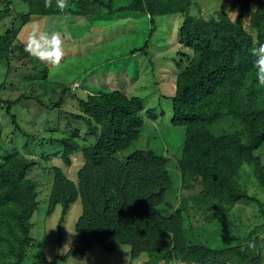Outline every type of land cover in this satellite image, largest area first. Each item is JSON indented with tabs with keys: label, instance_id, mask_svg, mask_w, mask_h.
<instances>
[{
	"label": "rangeland",
	"instance_id": "obj_1",
	"mask_svg": "<svg viewBox=\"0 0 264 264\" xmlns=\"http://www.w3.org/2000/svg\"><path fill=\"white\" fill-rule=\"evenodd\" d=\"M107 1L116 13L94 23L87 18L77 19L76 13L69 17L32 16L26 22L23 13L29 9L27 3L11 0L9 10L0 7V35L12 41L3 47L7 57H0V95L5 100L26 97L12 108L21 130L14 127L6 105L0 103V142L28 159L27 179L34 182L37 191L38 203L30 217V241L24 264H147L152 255L159 257V264H264V184L252 163L239 167L235 178L260 204L204 203L194 198L197 193L193 189L185 196L191 193L193 197L185 203L182 201L184 181L179 161L187 136L186 126L172 122L171 102L164 95L174 94L173 59L182 47L178 32L183 15L156 16L152 23L149 12H129L134 0ZM149 1L158 6L157 0ZM194 1L192 11L198 12L202 7V14L207 16L227 9L232 2ZM237 13L238 8L229 10L232 19ZM34 30L37 34L60 35L64 55L58 64L38 58V61L31 60L34 56L22 51ZM5 41L0 39V45ZM35 64L44 67L46 72L38 74ZM253 75L250 74L246 89L237 91L233 99L227 87L221 98L214 99L211 109L219 107L226 112L229 103L240 109L241 100L246 104V109L242 107L244 110H253L258 105L264 107V86L252 83ZM67 87L71 89L65 91ZM94 87L95 91L99 87L138 95L144 99L146 108L141 112L144 125L127 148L110 157L103 172L87 176L84 167L89 163L83 153L66 151L57 141L79 129L76 140L80 145L97 142L85 120L73 116L90 117L79 104L75 91H91ZM218 102L221 105L217 106ZM151 109H155L153 117ZM205 128L207 133L218 137L240 132L246 140V125L234 114L222 115ZM138 149L167 157L168 164L160 165L157 172L143 171L137 175L129 195L134 199L130 202L141 199L138 191L150 185L148 181L154 187H168L162 202L150 210L154 214L141 209L135 215L133 208L127 212L123 219L127 229L114 244L105 246L98 241L90 244L85 254L70 252L79 247L81 232L75 231V222L83 215L85 196L90 193V199L96 198L101 206L106 197L117 198L114 185L117 176L109 175V171L129 169L126 158ZM255 153L264 166V143ZM65 197H73L67 211L63 210ZM16 224L12 217L7 220L0 208V264L16 262L15 255L11 254L14 248L10 247L21 234ZM144 230V237H155V247L133 256V242L143 236ZM15 245L18 248V241ZM176 252H182V262L175 258Z\"/></svg>",
	"mask_w": 264,
	"mask_h": 264
},
{
	"label": "trees",
	"instance_id": "obj_2",
	"mask_svg": "<svg viewBox=\"0 0 264 264\" xmlns=\"http://www.w3.org/2000/svg\"><path fill=\"white\" fill-rule=\"evenodd\" d=\"M21 1L27 3L29 8L23 13L26 22L32 16L69 17L76 13L77 19L87 18L94 23L97 19H108L116 13L112 9V3L109 4L107 0H65L66 6L63 10L58 8L56 0H50L49 6H45V0ZM157 1L158 6L149 0H134L128 10L149 12L152 23L155 22L154 17L168 14H182L184 18L178 32L182 47L177 49L173 59L176 74L174 94L169 97L164 95L171 102L172 122L186 126L187 136L179 161L184 181L182 201L185 203L187 198L193 197L191 193L185 197L186 192L193 189L197 193L194 198L204 203L218 201L233 205L260 204L257 197L240 186L235 174L244 163H252L260 172V180L264 184V166L261 157L255 153L264 143V107L258 105L253 110H244L246 104L241 100L240 109L229 103L227 111L223 112L219 107L211 109V105L214 99L222 97L227 87L230 88L232 99L237 91L246 89L245 84L249 81L250 74H254L252 83L258 82L254 51L264 44V0H232L228 4V10L214 11L211 16L203 15L202 7L198 12L192 11L194 0ZM145 2L148 3L144 8ZM10 4L11 0H0V7L5 6L7 10ZM235 8H238V13L232 19L229 10ZM155 30L154 27L153 31ZM0 39L7 40L3 42V46L0 45V57L4 58L7 56L3 53V47L12 41L6 35H0ZM22 51L28 53L26 50ZM32 59L36 61L37 57ZM43 68L35 64L38 74L46 72ZM70 89L71 87H67L65 91ZM75 94L84 112L90 117L81 114L73 116L85 120L98 140L90 146L80 145L76 140L79 137L78 129L73 135L60 138L57 142L66 151L83 153L89 163L84 170L90 176L103 172L108 159L127 148L135 133L144 125L141 112L146 108V103L142 97L129 96L120 89L105 91L98 87L95 91L94 87L91 91L78 89ZM25 99L21 95L14 100H5L0 95V103L6 105V113L11 117L14 127L19 130L21 128L12 108ZM216 105L221 104L218 102ZM149 112L153 117L155 109ZM228 114L236 115L245 123L246 140L242 139L240 132L219 137L207 133L205 125ZM126 159L129 169L109 171V175L117 176L114 182L118 190L117 198L106 197L101 206L95 201L96 198L90 199V193L87 198L85 196L83 215L75 222V231L81 232L79 247L70 252L85 254L89 245L98 241L105 246L114 244L127 229V223L123 221L127 212H131L133 208L135 215L141 209L150 213L154 206L162 202L168 187H154L152 181H148L151 184L144 185L138 191L142 194L139 201L131 203L134 197L129 198V195L130 190L135 187L132 183L137 175L143 171L157 172L160 165L168 164V158L153 151L138 149L132 151ZM28 166V159L22 153L0 142V208L7 220L12 217L16 221L21 232L17 235L18 248L15 245L17 241L10 243V247L14 248L11 253L15 255L14 264H24L25 250L30 241V217L38 203L35 184L27 179ZM72 198H64L63 210L69 209ZM114 199H117L116 205H112ZM129 232L134 234L131 230ZM144 232L145 230L142 237L133 242V256L155 247V237L145 235V240ZM182 255V252H176L174 256L177 261L182 262ZM158 260V256L152 255L147 264H159Z\"/></svg>",
	"mask_w": 264,
	"mask_h": 264
},
{
	"label": "clouds",
	"instance_id": "obj_3",
	"mask_svg": "<svg viewBox=\"0 0 264 264\" xmlns=\"http://www.w3.org/2000/svg\"><path fill=\"white\" fill-rule=\"evenodd\" d=\"M57 6L63 10L66 6L65 0H56ZM50 0H45V6H49ZM62 40L58 33H39L34 30L29 36L25 45V50L31 55L42 61H49L58 64L64 55L62 50ZM256 57L254 64L256 66V78L260 85L264 86V44H261L254 51Z\"/></svg>",
	"mask_w": 264,
	"mask_h": 264
}]
</instances>
